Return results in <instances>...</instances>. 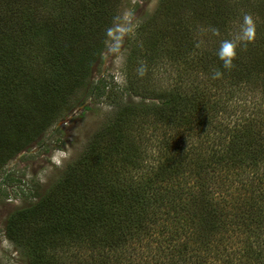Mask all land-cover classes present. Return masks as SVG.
Wrapping results in <instances>:
<instances>
[{
  "label": "trees",
  "instance_id": "1",
  "mask_svg": "<svg viewBox=\"0 0 264 264\" xmlns=\"http://www.w3.org/2000/svg\"><path fill=\"white\" fill-rule=\"evenodd\" d=\"M120 3L121 0H0V64L16 70L25 67V52H30L24 41L18 45L20 37L16 34L29 32L53 51H59L60 40L66 41L54 61L67 53L72 60L65 61L61 68L52 67L73 69L74 59H80L77 52L81 50L82 37L91 36L94 42L97 40L98 46L93 49L96 54L82 58L81 70H71L87 80L109 36L98 28L112 24L109 19ZM31 9L38 13L40 21L31 18ZM6 10L11 21L17 17L16 25L22 27L18 32H14L13 25L3 24ZM44 15L53 18L44 19ZM82 21L87 22L86 31ZM257 43L264 47V41L241 44L240 58L234 59L231 69L223 68L217 53L208 64L219 63L224 70L215 71L236 78V87H249L247 74L251 70L245 67L235 72L234 67L239 63L253 67L264 64V50L256 47ZM33 82L29 76L18 87L0 79V169L59 125L75 105L83 103L70 102L72 87L49 90L35 87ZM215 82L211 90L206 85L205 90L198 85L186 89L181 84L169 97L149 102L143 99L128 111L127 107L119 108L114 121L90 138L83 153L47 192L8 218L6 238L27 264H134L129 254L143 249L146 238L150 242L164 239L156 255L151 250L143 254L153 264H231L233 259L235 264H241L236 256L246 247L252 248L255 260H261L252 243H246L244 248L240 245L245 237L248 241L259 231L264 234V104L258 103L260 108L247 114L246 99L232 93L233 85L226 88L222 77ZM259 90L264 91V83L245 91L248 94ZM61 97L64 102L54 105ZM149 115L166 130L158 150L141 151L130 135L147 126ZM125 118L129 121L122 122ZM119 122L127 125V139L113 137L102 144L105 133ZM150 127L154 128L152 124ZM150 139L156 144L155 138ZM224 144L228 151H223ZM39 145L48 146L46 141ZM155 153H161L159 159ZM10 177L7 174L4 184ZM246 193L254 196L248 207ZM177 217L182 222L180 229L174 227ZM161 222L166 230L149 234V229ZM172 225L175 230H169ZM149 236L155 238L151 240ZM238 237L239 252H234L228 242L237 244ZM120 258L129 262H120Z\"/></svg>",
  "mask_w": 264,
  "mask_h": 264
},
{
  "label": "rangeland",
  "instance_id": "2",
  "mask_svg": "<svg viewBox=\"0 0 264 264\" xmlns=\"http://www.w3.org/2000/svg\"><path fill=\"white\" fill-rule=\"evenodd\" d=\"M29 14L31 18L40 21L34 9L29 10ZM245 14L250 15L255 24L254 41H264V0H121L118 10L109 19L112 20V24L98 28V30H106L109 36L101 57L94 61L91 73L85 81L71 70H81L80 65L84 64L80 63L82 58L96 54L93 49L98 46L95 44L97 40L94 42L91 36L82 37L81 50L78 52L76 50L80 59H74L73 69L64 66L59 70L52 66L61 68L65 61L70 63L72 60L71 54L67 53L69 59L64 55L54 61L66 41L60 40L59 51H53L48 44L36 40L29 32L23 35L16 34L20 37L17 41L18 45L24 41L30 54L25 52V67H22V70L0 64V79L5 78L19 87L20 81L32 76L35 87L43 86L49 90L72 87L74 93L70 102L83 103L69 110L65 119L61 121H67L65 125H57L44 133L37 142L29 146L27 155L16 162L17 156L0 169V264H27L26 259L20 256L15 246L6 238V225L10 215L21 208L29 207L38 200L39 196L47 192L64 175L67 166L83 153L90 138L103 126L114 121L119 108L127 107L128 111L131 105L140 104L143 99L149 102L158 101L160 96L169 97L181 84L186 89L196 85L205 88L206 85L207 90H211L216 85V79L211 78L210 74L215 70L224 69H221L219 63L209 62L211 63L209 65L208 61L217 53L221 41L234 38ZM50 18L53 17L44 15V19ZM17 20V17H14L11 21L7 10L3 11V24L13 25L16 28L14 32H18L20 30L18 28L21 27L16 25ZM85 23L87 22L82 21L81 26L86 31ZM213 28L218 34L213 35ZM258 44L255 46L261 47ZM238 49L240 45L237 48L236 58H240ZM261 49L264 50V47L262 46ZM239 64L234 67L235 72L244 70L245 67L246 70H251L247 74L251 85L236 87L234 81L236 78L233 80L228 77L227 72L221 75L223 84L226 88L233 85L232 93L236 96L238 94L237 97H241V100L242 97L246 99L244 103L247 104V114H254L257 108H260L258 103L264 104V91L246 94L245 90L263 85L261 79H264V64L259 67ZM204 70L209 72L206 73ZM96 88L100 90L96 91ZM135 94L138 97H135ZM64 100L65 98L61 97L54 105H60ZM77 110L79 112L74 115ZM154 118L149 115L146 119L147 126L130 135V138L135 137V142L141 151L158 150L162 146H160L161 136L166 129L162 124L156 123ZM125 121L129 120L125 118L122 122ZM151 124L154 128L150 127ZM58 128L60 131L49 137L51 132ZM126 128L127 125L120 122L112 126L110 131L105 133L102 144L111 142L113 137L127 139ZM150 137L155 138L156 144L153 145V139L148 140ZM44 140H47L48 146L40 148L39 142H45ZM227 145L230 147L231 143L228 141ZM222 149L224 152L229 150L226 144ZM233 153H235L234 149ZM227 154L231 156V152ZM155 155L159 159L161 153ZM225 157L227 158V155ZM7 174L11 175V179L4 184ZM245 196L248 207V204H253L254 196L251 193H246ZM228 212L226 211V214ZM174 225L176 229L181 228L182 222L178 217ZM175 228L172 225L169 230ZM161 229L166 230L162 222L149 229V234ZM149 238L152 240L155 236ZM250 238L247 241L245 237L240 248L242 246L244 248L248 242L252 243L255 253L261 260H255L252 248L246 247L242 254H237V262L263 264L264 234L259 231ZM240 240L238 237L237 244L234 241L228 242V248L235 252ZM145 241L147 244H144L143 249L140 248L136 252L131 250L129 254L131 263L153 264L149 262L150 259H145L146 255L143 254L151 250L156 255V249L161 246L160 242L163 243L164 239L161 238L158 242L152 240L154 243L148 238ZM118 260L129 262L121 258ZM235 263L236 259L231 260V264Z\"/></svg>",
  "mask_w": 264,
  "mask_h": 264
},
{
  "label": "clouds",
  "instance_id": "3",
  "mask_svg": "<svg viewBox=\"0 0 264 264\" xmlns=\"http://www.w3.org/2000/svg\"><path fill=\"white\" fill-rule=\"evenodd\" d=\"M213 35L218 34L216 29H212ZM256 38V27L253 19L250 15L245 14L242 18V22L239 25V30L233 39L223 40L220 43L217 51V57L222 61L224 69H231L233 67V61L237 56L238 45H247L252 43ZM142 71V69H141ZM222 73L220 71H214L212 73L213 79L220 78Z\"/></svg>",
  "mask_w": 264,
  "mask_h": 264
},
{
  "label": "water",
  "instance_id": "4",
  "mask_svg": "<svg viewBox=\"0 0 264 264\" xmlns=\"http://www.w3.org/2000/svg\"><path fill=\"white\" fill-rule=\"evenodd\" d=\"M78 112H79V110H77V111L74 113V115H76ZM74 115L72 116V118L74 117ZM66 122H67V121L61 122L59 125H60V126H63V125L66 124ZM58 127H59V126H58ZM55 131H56V129L53 130V131L51 132V134L49 135V137H51V135H53V134L55 133ZM49 137H48V138H49ZM46 141H47V140H46ZM27 153H28L27 151L21 153V154L17 157L16 162L19 161L24 155H27Z\"/></svg>",
  "mask_w": 264,
  "mask_h": 264
}]
</instances>
